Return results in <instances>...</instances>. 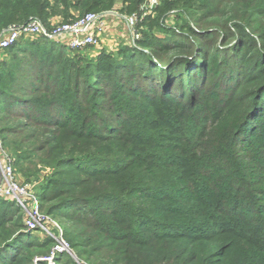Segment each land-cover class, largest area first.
<instances>
[{
	"label": "trees",
	"instance_id": "obj_1",
	"mask_svg": "<svg viewBox=\"0 0 264 264\" xmlns=\"http://www.w3.org/2000/svg\"><path fill=\"white\" fill-rule=\"evenodd\" d=\"M118 1L0 0V34ZM125 2L134 14L144 0ZM162 5L184 16L183 36L156 50L138 43L151 53L124 48L120 62L75 69L62 46L40 39L32 59L44 49L47 60L32 64L26 97L10 93L17 70L0 73V142L26 178L52 170L40 205L78 260L56 252L54 264H231L224 258L243 231L215 229L232 230L264 197V0ZM55 111L62 121L47 117ZM22 217L0 198V264H47L56 241H35Z\"/></svg>",
	"mask_w": 264,
	"mask_h": 264
},
{
	"label": "rangeland",
	"instance_id": "obj_2",
	"mask_svg": "<svg viewBox=\"0 0 264 264\" xmlns=\"http://www.w3.org/2000/svg\"><path fill=\"white\" fill-rule=\"evenodd\" d=\"M123 0H119L116 7H119L118 9H112L107 11L106 13H96L99 17L103 16V19L101 18V21H105V18H109L111 21L114 18H119L121 23L128 27L129 30H131L128 26V19L132 16L133 13H125V8L127 6V3L125 2L122 4ZM145 2V0H144ZM163 0H158V4L150 11V14L147 17H144V19L137 25V27L134 28V31H130L129 38L127 41H124L121 38H117L114 32L110 29L107 31V23L102 26V32L96 33L97 38V46L93 48H86L82 51H70L65 46H59L61 48H64L65 54L69 58V60H72V63H74V67L79 68L81 67L84 69L86 65L90 66L98 61L101 57H110L115 59L116 62H120V58L118 56L119 52L124 49H138L146 51V53H151V49L148 47H139L138 43L147 41L148 43H145L148 46H151V48H154L156 50V47H160L159 40L166 39L169 37H173L174 35L183 36L182 34V28H178V25L182 23L183 20H185L184 16L177 13V11L174 9L167 10L163 8ZM176 9V8H175ZM135 14V13H134ZM163 16V18H162ZM56 18V17H55ZM59 18V17H58ZM162 18V20H161ZM35 20L41 24H43L42 21H40L38 18H30L28 22H25L24 25L29 23L30 21ZM119 21V20H118ZM69 22H62L60 19L59 23L51 24V26L46 27L48 29H51L52 26L55 25H62L67 24ZM111 27V26H110ZM9 28V27H8ZM7 28V29H8ZM7 29L4 30L1 34L4 32L7 33ZM104 33H108V36L105 37L108 41L111 43L103 44L104 40L101 38V36ZM173 31V32H172ZM0 34V36H1ZM114 35V36H113ZM192 38V37H190ZM194 42H196L195 38H192ZM115 40V41H114ZM40 39H35L25 36L19 41L18 46L15 48L14 51L0 52V73H3V75H7L8 72H13L14 70H17L16 76H21V82H18L15 87H12L10 89V93L13 94L16 97H26V95H23L22 91L20 90L21 87H23L22 83L25 84H32V73L35 72L32 71V64L36 63L37 61L47 60V57L44 56L46 53L44 49L39 50V56L40 58L38 60L32 59V51L33 47L36 45L35 43H38ZM101 41L103 43H101ZM57 46V45H56ZM200 50L205 48H199ZM44 52V54L42 53ZM7 62V63H6ZM2 63V64H1ZM108 64H111L109 61ZM58 69H62V65L56 66ZM23 69H29L30 72H26V70ZM47 117L51 118L54 122L62 121L61 119H57L58 115L55 112H48ZM48 119V118H47ZM12 124H9L7 127H11ZM112 126V124H111ZM114 127V126H112ZM117 131V128H114ZM67 138H74V135L72 136H66ZM8 145V144H7ZM0 152L1 154L6 155L7 157L12 159V163L15 162V156L12 155L13 153L10 150L5 149L1 142H0ZM14 167V166H13ZM13 177L16 184L22 187H28V193L30 194L32 201L33 199L37 200L39 198V195L44 192V188L46 186V181L48 179V174L52 170H43L44 172L39 175L38 178L35 179H28L25 175L20 174L16 169L13 168ZM2 199V197L0 196ZM40 201V200H39ZM17 207V206H16ZM49 205L44 206V210L48 209ZM243 211L247 209V206H242ZM19 208V207H18ZM42 210L40 207V211L42 215H47L45 211ZM253 213H250L244 220H240L239 218H236L233 220V223L231 224L232 227L230 231L227 233H221V229H215L218 233L221 234V236L226 237L230 234L239 235L241 233L237 232L238 230H242L243 234L241 236L243 239L241 240L238 236H235L236 240L238 241L236 247L231 248L228 255L224 258L225 263H231V264H264V242L261 241L263 235H264V197L260 196L259 200V207L254 208ZM239 211H237L238 213ZM20 213L22 214V223H23V232L30 233V235L36 236L34 238L35 241H45L46 238L53 239L55 237V229L52 230V236L45 235L43 232H26L25 227V214L20 209ZM50 217V216H49ZM51 218V217H50ZM222 219L229 220L228 218L222 216ZM53 222L58 224L60 226V223L57 220L53 219ZM51 226H54L52 222L49 223ZM61 228V226H60ZM62 230V228H61ZM229 238V236H228ZM34 240H30L29 242H34ZM54 240V239H53ZM244 241V242H242ZM25 245V244H24ZM63 246H66V249H62ZM67 251L70 253V255L76 260V256L73 252H70L68 245L64 242V240H61L59 242L56 241V245L52 250V253L49 257H54L56 252H63ZM219 261V260H218ZM47 264H50L49 261H46ZM52 264H54L52 262Z\"/></svg>",
	"mask_w": 264,
	"mask_h": 264
},
{
	"label": "built area",
	"instance_id": "obj_3",
	"mask_svg": "<svg viewBox=\"0 0 264 264\" xmlns=\"http://www.w3.org/2000/svg\"><path fill=\"white\" fill-rule=\"evenodd\" d=\"M158 4V0H145L140 6L139 12L132 14L128 19L129 28H134L150 14V11ZM103 16L99 17L94 13H87L80 18L70 21L67 24L55 25L51 29L42 26L41 23L32 20L24 25L10 26L7 33L0 36V52L18 44L25 36L35 39H46L57 46H65L70 51H82L88 47L97 46L96 33L102 32ZM97 30V32H96ZM130 30V31H131ZM96 32V33H95ZM1 150V149H0ZM12 159L0 152V196L8 203H13L25 214L26 232H43L52 236L55 229V241L62 240L63 231L60 226L53 222L48 215H42L40 211V201L30 200L28 187H22L15 183L13 177ZM52 222L54 226L49 223ZM62 249H66L63 246ZM54 257L44 259L52 264Z\"/></svg>",
	"mask_w": 264,
	"mask_h": 264
},
{
	"label": "crops",
	"instance_id": "obj_4",
	"mask_svg": "<svg viewBox=\"0 0 264 264\" xmlns=\"http://www.w3.org/2000/svg\"><path fill=\"white\" fill-rule=\"evenodd\" d=\"M119 7H117L118 9ZM119 20V21H118ZM104 24L107 23V31L111 30L114 32V34L116 35L117 38H121L124 41H127L129 38V34H130V30L128 29L127 26L123 25L120 21L119 18H114L111 21L109 20V18H105ZM60 22V18L56 17L50 20V26L51 24H56ZM42 26H46L44 23L42 24ZM111 26V27H110ZM47 27V26H46ZM108 36V33H104L103 31V35L101 36V38H103L102 40H104V43L101 41V43L103 44H107V43H111L110 41H108L107 39H105V37ZM114 36V35H113ZM115 41V40H114Z\"/></svg>",
	"mask_w": 264,
	"mask_h": 264
}]
</instances>
